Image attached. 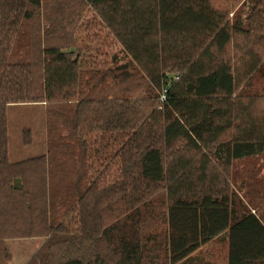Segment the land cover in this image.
Instances as JSON below:
<instances>
[{"label":"trees","instance_id":"16d2710c","mask_svg":"<svg viewBox=\"0 0 264 264\" xmlns=\"http://www.w3.org/2000/svg\"><path fill=\"white\" fill-rule=\"evenodd\" d=\"M25 104L45 149L12 163ZM261 162L264 0H0V264L20 239L25 264H210L212 240L264 264Z\"/></svg>","mask_w":264,"mask_h":264},{"label":"rangeland","instance_id":"374dc122","mask_svg":"<svg viewBox=\"0 0 264 264\" xmlns=\"http://www.w3.org/2000/svg\"><path fill=\"white\" fill-rule=\"evenodd\" d=\"M91 17V15H86ZM112 52L117 49L111 47ZM109 54H112L109 52ZM7 129H8V157L10 162H18L27 157H33L44 152L45 149V130H46V113L42 104H25L8 106L6 110ZM25 137V133H27ZM27 141V142H26ZM264 165L261 162L257 167ZM245 173L253 166L245 163ZM248 169V170H247ZM252 170V169H251ZM250 170V171H251ZM238 175V174H237ZM242 174L241 177H245ZM262 183V182H261ZM40 239H20L13 240L9 244L12 251L11 261L13 264H19L29 256L35 253ZM227 243L219 240H212L204 245L192 257L203 263L225 264L227 261Z\"/></svg>","mask_w":264,"mask_h":264},{"label":"crops","instance_id":"0c3cea01","mask_svg":"<svg viewBox=\"0 0 264 264\" xmlns=\"http://www.w3.org/2000/svg\"><path fill=\"white\" fill-rule=\"evenodd\" d=\"M10 243H13V242H11V241H6L5 242V246L7 247V249L10 251V253H12V251H11V249L9 248V244ZM39 246V245H38ZM12 255V254H11ZM13 256V255H12ZM28 259H29V256H27V258L25 259V261L23 260L21 263H19V264H25L27 261H28ZM12 260V259H11ZM10 260V262H9V264H13L12 263V261Z\"/></svg>","mask_w":264,"mask_h":264}]
</instances>
